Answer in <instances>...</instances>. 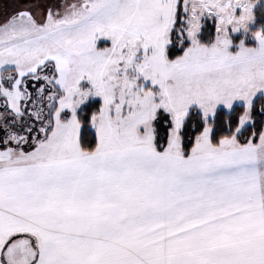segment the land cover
<instances>
[{"label": "snow or ice", "instance_id": "1", "mask_svg": "<svg viewBox=\"0 0 264 264\" xmlns=\"http://www.w3.org/2000/svg\"><path fill=\"white\" fill-rule=\"evenodd\" d=\"M0 264H264V0H0Z\"/></svg>", "mask_w": 264, "mask_h": 264}]
</instances>
